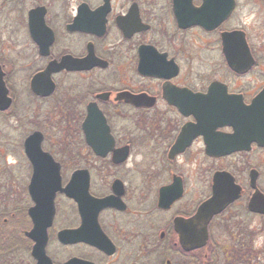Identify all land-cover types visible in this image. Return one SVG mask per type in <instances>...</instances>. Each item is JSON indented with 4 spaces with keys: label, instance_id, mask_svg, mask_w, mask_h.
<instances>
[{
    "label": "flooded vegetation",
    "instance_id": "af4514ba",
    "mask_svg": "<svg viewBox=\"0 0 264 264\" xmlns=\"http://www.w3.org/2000/svg\"><path fill=\"white\" fill-rule=\"evenodd\" d=\"M231 1L0 0V118L28 72L23 156L41 132L62 189L89 184L80 204L57 192L45 264H264V0L206 24ZM14 148L0 138V264H42L34 167L9 165Z\"/></svg>",
    "mask_w": 264,
    "mask_h": 264
},
{
    "label": "water",
    "instance_id": "95a60500",
    "mask_svg": "<svg viewBox=\"0 0 264 264\" xmlns=\"http://www.w3.org/2000/svg\"><path fill=\"white\" fill-rule=\"evenodd\" d=\"M228 11L226 7L223 13L215 15H207L206 24L218 25L223 22L235 7V0L231 1L228 5ZM180 23L184 20L179 15ZM188 24H193L194 18H185ZM199 22V21H198ZM201 23V22H200ZM202 24V23H201ZM187 25V24H186ZM203 25V24H202ZM44 48V47H43ZM46 49V48H44ZM47 54V53H46ZM66 62H62L61 66H65ZM74 68H83L81 65ZM52 66L49 65L47 70L43 73L37 74L31 83L32 91L41 97H49L54 90L52 85L50 74ZM13 100L9 97V90L4 81V74L0 73V111L5 112L12 106ZM44 136L41 132H34L25 140V153L34 167V177L30 185V194L35 202V206L30 209V216L34 222V228L28 233V237L35 241L36 246L34 249V255L40 254L42 264H45L48 256L46 255V246L48 243V229L52 226L56 208L55 198L58 191L67 193L72 196L75 200L81 203V196L76 193L81 190L82 187L71 186V188L62 189L61 178H60V164L57 163L54 158L47 152L43 151L42 143ZM93 144V143H92ZM96 152H99L97 146L94 145ZM46 175L50 176V181L46 179ZM81 178V173L76 175ZM86 193L89 190V184L82 188ZM62 242H66V232L60 234Z\"/></svg>",
    "mask_w": 264,
    "mask_h": 264
},
{
    "label": "rangeland",
    "instance_id": "374dc122",
    "mask_svg": "<svg viewBox=\"0 0 264 264\" xmlns=\"http://www.w3.org/2000/svg\"><path fill=\"white\" fill-rule=\"evenodd\" d=\"M244 6V4H243ZM242 12H245V9L242 8ZM28 72L24 71H17L16 68L12 72V84L14 87V90L16 91L17 94V102L15 105V112L14 115H11L10 113L8 115V118L1 119L0 118V130H1V136L0 138L7 140L10 143V147L13 149L18 145V157H15L11 152L5 153V158L8 161L9 165H27L26 157L25 155L23 156V141L24 139L31 134L34 130L33 128L28 125L22 123L20 125L19 120H16L14 117H16V113H19V116H24V119H26V115L28 114L30 110V106H32V101L30 100L29 93L27 91L28 87ZM13 109V108H12ZM37 113L38 110H37ZM42 113V111H40ZM33 115L32 111L29 113V116ZM54 131L49 130V135L51 138L48 141V145L53 147L54 145L52 143H59V148L61 149V143L58 142L56 138H53V133ZM44 147L46 148V145L44 143ZM15 149V148H14Z\"/></svg>",
    "mask_w": 264,
    "mask_h": 264
}]
</instances>
